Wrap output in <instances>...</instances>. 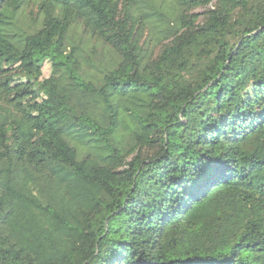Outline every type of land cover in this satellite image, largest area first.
<instances>
[{"label":"trees","instance_id":"trees-1","mask_svg":"<svg viewBox=\"0 0 264 264\" xmlns=\"http://www.w3.org/2000/svg\"><path fill=\"white\" fill-rule=\"evenodd\" d=\"M1 160L0 264H264V0H0Z\"/></svg>","mask_w":264,"mask_h":264},{"label":"rangeland","instance_id":"rangeland-1","mask_svg":"<svg viewBox=\"0 0 264 264\" xmlns=\"http://www.w3.org/2000/svg\"><path fill=\"white\" fill-rule=\"evenodd\" d=\"M205 9H196L192 12H190L191 14H195L198 16L199 20H202V14L204 13ZM157 51V50H156ZM44 75L47 76L48 75V68L45 67L44 68ZM194 106L199 110V111H206V110H210L213 111V106L209 105V104H204L203 101L201 100H197L195 102H193ZM200 114L197 113L195 115V117L190 120L189 122L186 123L185 127L180 128V129H175L172 128L169 131H176L175 133H177V135H179L185 128H190L192 127L196 121L198 120ZM6 166V161L5 160H1L0 161V169L4 168ZM123 232V221L119 218H115L111 224H110V237H117L119 235H121Z\"/></svg>","mask_w":264,"mask_h":264}]
</instances>
